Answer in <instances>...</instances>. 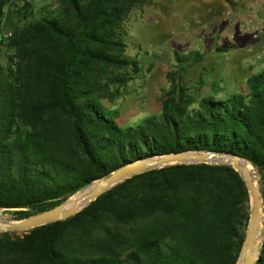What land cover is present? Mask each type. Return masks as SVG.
Wrapping results in <instances>:
<instances>
[{"label":"trees","instance_id":"1","mask_svg":"<svg viewBox=\"0 0 264 264\" xmlns=\"http://www.w3.org/2000/svg\"><path fill=\"white\" fill-rule=\"evenodd\" d=\"M148 1L0 0V208L20 218L128 161L186 149L246 157L264 197V69L246 91L197 103L170 71L161 112L136 125H120L106 103L143 69L125 52V21ZM249 214L233 165L175 162L127 177L68 218L0 232V264H235Z\"/></svg>","mask_w":264,"mask_h":264},{"label":"rangeland","instance_id":"2","mask_svg":"<svg viewBox=\"0 0 264 264\" xmlns=\"http://www.w3.org/2000/svg\"><path fill=\"white\" fill-rule=\"evenodd\" d=\"M47 1L36 3L39 7ZM263 5L264 0H152L135 6L125 21V52L143 69L122 86L124 93L114 103L106 101L117 110L119 124L136 125L161 112L163 95L172 84L170 71L180 75L196 103L204 95L246 91L249 75L264 69V28H255L264 18ZM5 26L12 29L10 21ZM193 51L203 53L199 61H178V54ZM0 57L6 63L5 47ZM255 178L260 185L258 170ZM0 217L18 218L5 208H0Z\"/></svg>","mask_w":264,"mask_h":264},{"label":"water","instance_id":"3","mask_svg":"<svg viewBox=\"0 0 264 264\" xmlns=\"http://www.w3.org/2000/svg\"><path fill=\"white\" fill-rule=\"evenodd\" d=\"M248 161L250 160L239 153L214 149L172 150L133 159L120 165L111 172L94 179L86 186L72 193L65 200L54 206L47 207L20 218L9 219L0 217V232H28L35 226L58 219L68 218L83 209L93 199L110 189L118 182L146 170L175 162L229 163L243 176L250 196L248 226L235 264H255L259 257L261 243L264 238V197L260 185L256 182L252 169L248 166ZM255 168L258 170L257 166H255ZM75 193L79 194L78 197L70 199ZM68 200L69 203L67 204ZM260 228H262V238L257 247L256 239Z\"/></svg>","mask_w":264,"mask_h":264},{"label":"bare ground","instance_id":"4","mask_svg":"<svg viewBox=\"0 0 264 264\" xmlns=\"http://www.w3.org/2000/svg\"><path fill=\"white\" fill-rule=\"evenodd\" d=\"M251 162L250 161H248V166H249V168L250 169H252V171H253V173H254V175H255V171H257L256 170V168H255V166H254V168L251 166ZM253 165V164H252ZM257 182V181H256ZM76 194V193H75ZM74 195V194H73ZM72 195V196H73ZM78 195L79 194H77L76 196L74 195L73 197L71 196L70 197V199H74V198H76V197H78ZM69 203V200L67 201V204ZM85 204V203H84ZM261 224H262V222H261ZM262 228H260V230L258 231V235H257V239H256V243H257V247H258V244L260 243V240H261V238H262ZM257 247H256V250H257Z\"/></svg>","mask_w":264,"mask_h":264},{"label":"crops","instance_id":"5","mask_svg":"<svg viewBox=\"0 0 264 264\" xmlns=\"http://www.w3.org/2000/svg\"><path fill=\"white\" fill-rule=\"evenodd\" d=\"M205 1L208 2V3H210L211 0H205ZM248 1H250L253 4L256 2V0H244V2H248ZM209 9L212 10V8H209ZM263 9H264V5H263ZM255 23H256V27L255 28H257V29L258 28H260V29H263L264 28V18H261V19L257 20V22H255Z\"/></svg>","mask_w":264,"mask_h":264},{"label":"built area","instance_id":"6","mask_svg":"<svg viewBox=\"0 0 264 264\" xmlns=\"http://www.w3.org/2000/svg\"><path fill=\"white\" fill-rule=\"evenodd\" d=\"M12 33V31H8V34H11ZM258 34V31H255L254 32V35L256 36Z\"/></svg>","mask_w":264,"mask_h":264}]
</instances>
